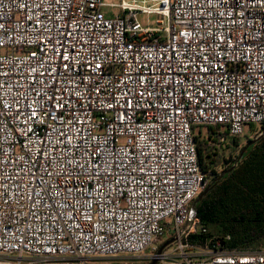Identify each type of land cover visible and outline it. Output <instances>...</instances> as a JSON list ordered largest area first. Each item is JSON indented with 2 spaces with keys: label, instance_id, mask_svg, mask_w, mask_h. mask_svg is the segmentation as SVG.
I'll use <instances>...</instances> for the list:
<instances>
[{
  "label": "built area",
  "instance_id": "obj_1",
  "mask_svg": "<svg viewBox=\"0 0 264 264\" xmlns=\"http://www.w3.org/2000/svg\"><path fill=\"white\" fill-rule=\"evenodd\" d=\"M252 125L264 0H0V264L152 259L173 237L157 264H264L189 251L209 231L196 136Z\"/></svg>",
  "mask_w": 264,
  "mask_h": 264
},
{
  "label": "trees",
  "instance_id": "obj_2",
  "mask_svg": "<svg viewBox=\"0 0 264 264\" xmlns=\"http://www.w3.org/2000/svg\"><path fill=\"white\" fill-rule=\"evenodd\" d=\"M208 133L211 136V127ZM200 135L196 136L198 160L203 171L212 173L208 185L224 169H211L215 160L206 148L208 140L203 135L204 142L198 140ZM233 142L237 143V138ZM244 146L238 150L235 167L197 203L198 216L209 231L207 235L190 236L193 244L207 245L212 236L210 228L221 234L220 240L227 250L251 251L264 244V135L239 157Z\"/></svg>",
  "mask_w": 264,
  "mask_h": 264
},
{
  "label": "rangeland",
  "instance_id": "obj_3",
  "mask_svg": "<svg viewBox=\"0 0 264 264\" xmlns=\"http://www.w3.org/2000/svg\"><path fill=\"white\" fill-rule=\"evenodd\" d=\"M107 2H119L120 0H105ZM150 20H155L157 18V15L152 14L150 16L147 15H140L141 21L145 22L147 19ZM259 131L256 130V127L254 125L251 126V128L248 130V133L245 136H242L240 138H237L238 142L234 143L232 141L231 144H224L221 145L220 147H216V145L213 142H207L206 143V148L208 149L209 153L213 156L214 158V163L211 164V169L216 170V171H221L222 169H225L228 165H233L236 161V155L238 153L239 148L242 145H245L246 142L248 141L249 138L254 137L256 133ZM199 134H202L204 137L209 134L208 129H201L199 131ZM200 135L198 140H203V136ZM204 142V140L202 141ZM212 177V173H208V180ZM209 230V229H208ZM212 231V236H215V239L210 238V242L205 245H195L196 248H189V251L193 252H201L198 250H203L206 248H210L212 251H218L221 249H224L225 247L223 246L220 236L221 234L217 233L215 229L210 228ZM211 236V237H212ZM264 249V244L255 246L252 251L255 250H263ZM152 253V249H149L148 252L140 257L137 258L135 256H128V255H122V256H114V257H90L88 258L89 264H120L123 261H126L128 264H148L151 261V258L149 257V254ZM121 261V262H120Z\"/></svg>",
  "mask_w": 264,
  "mask_h": 264
},
{
  "label": "water",
  "instance_id": "obj_4",
  "mask_svg": "<svg viewBox=\"0 0 264 264\" xmlns=\"http://www.w3.org/2000/svg\"><path fill=\"white\" fill-rule=\"evenodd\" d=\"M264 135V128L261 129L254 137L250 139L249 142L245 144V146L242 148L239 157H242L246 149L256 141H258L262 136ZM238 159L235 161V163L224 170H222L214 179L212 182H210L208 185L205 186V188L199 193V195L196 197L194 202L192 203L191 206V216H197L198 215V209H197V203L202 200V198L211 190L213 186H215L221 179L222 177L230 170H232L235 165L237 164ZM176 241V237L170 238L166 240L157 250L156 255L151 259V261L148 264H157L159 261V255L162 254L167 248H169L172 244H174Z\"/></svg>",
  "mask_w": 264,
  "mask_h": 264
},
{
  "label": "flooded vegetation",
  "instance_id": "obj_5",
  "mask_svg": "<svg viewBox=\"0 0 264 264\" xmlns=\"http://www.w3.org/2000/svg\"><path fill=\"white\" fill-rule=\"evenodd\" d=\"M165 241H166V240H165ZM165 241H164V242H165ZM164 242H163V243H164ZM163 243H162V244H163ZM162 244H161V245H162ZM161 245H160V246H161Z\"/></svg>",
  "mask_w": 264,
  "mask_h": 264
}]
</instances>
